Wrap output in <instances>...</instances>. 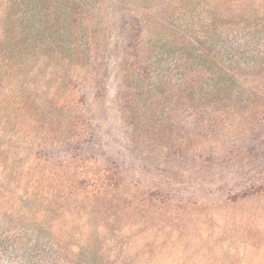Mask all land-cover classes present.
Instances as JSON below:
<instances>
[{
	"label": "rangeland",
	"instance_id": "374dc122",
	"mask_svg": "<svg viewBox=\"0 0 264 264\" xmlns=\"http://www.w3.org/2000/svg\"><path fill=\"white\" fill-rule=\"evenodd\" d=\"M0 264H264V0H0Z\"/></svg>",
	"mask_w": 264,
	"mask_h": 264
}]
</instances>
